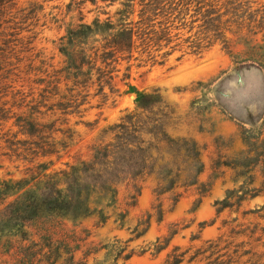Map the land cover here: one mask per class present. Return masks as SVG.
<instances>
[{
    "label": "rangeland",
    "instance_id": "rangeland-1",
    "mask_svg": "<svg viewBox=\"0 0 264 264\" xmlns=\"http://www.w3.org/2000/svg\"><path fill=\"white\" fill-rule=\"evenodd\" d=\"M184 1L188 2L187 10L170 22L172 41L159 50H151L156 62L137 51L129 60L118 59L113 64V88L104 85V96L96 93V83L68 91L71 82L54 81L55 70L64 65L59 42L70 25L92 24L95 18L105 21L107 17L116 22L115 11L123 7L122 0H12L0 4V107L8 110L10 116L0 124V185L4 180L28 177L26 167L38 161L51 160L53 164L47 170L50 172L89 158L91 146L110 139V127L135 109L138 94L154 88L159 89L173 111L164 119L168 133L191 137L202 146L205 167L201 180L210 173L211 157L216 151L214 137H232L233 145L225 149L230 153L240 146L241 127L261 129L264 133V48H250L264 44V28L254 27L255 34L246 31L247 24H255L264 15V0ZM198 6L224 13L221 21L234 13L238 15L244 25L242 30L237 34L225 30L232 53L222 47L220 39L212 40L199 53L195 51L197 43L207 44L201 16L195 14ZM131 18L137 19L136 13ZM229 26L235 29L234 24ZM100 37H90L87 46L99 47ZM92 38L98 40L92 42ZM165 51L168 53L163 56ZM251 54L260 56V64L240 62ZM124 73L129 74L128 78ZM58 100L82 103L77 108L68 107L66 112L47 110L43 105ZM17 116L39 123L53 122L56 131L50 140L56 142L58 152L37 157L31 163L12 154L5 140L13 138V134L14 139L37 140L18 132L19 127L14 125ZM261 180L257 173L256 184ZM240 183H234L229 173L218 178L199 205L195 204L198 195L194 187L184 192L174 206L170 194H164L163 219L158 222L153 216L148 230L127 242L128 249L134 251L127 263L163 264L173 247L179 246L180 251H186L179 264H264V192L242 201L240 206L217 212L215 201L224 199L226 190L237 188ZM153 185L152 178L145 179L137 205L129 209L122 226L116 214L127 209L124 185L119 187L116 205L107 209L110 217L104 225L96 227L97 218L90 215L80 227L88 228L96 241L112 242L117 238L125 242L133 236L131 230L140 216L152 210ZM66 223L70 225L69 221ZM172 229L176 233L167 246L155 251V245ZM210 242L217 244L215 249L209 248ZM193 254L196 255L190 259Z\"/></svg>",
    "mask_w": 264,
    "mask_h": 264
},
{
    "label": "trees",
    "instance_id": "trees-1",
    "mask_svg": "<svg viewBox=\"0 0 264 264\" xmlns=\"http://www.w3.org/2000/svg\"><path fill=\"white\" fill-rule=\"evenodd\" d=\"M10 1L0 0V4ZM187 3L184 0H122L123 7L115 11L118 15L116 22L107 17L105 21L95 18L92 24L82 22L68 26L59 42L64 65L55 70L54 81L71 82L68 91L96 83V93L104 96V85L113 88V64L118 59L129 60L137 51L156 62L151 50H159L172 41L170 22L187 10ZM202 7L198 6L195 14L201 16L203 40L207 39V44L197 43L195 51L199 53L212 40L220 39L222 47L232 53L225 30L237 34L244 27L243 22L235 13L221 21L224 13H217L213 7L202 10ZM134 13L137 19L131 18ZM232 24L235 29L229 26ZM254 27L259 30L264 28V15L255 24H247V33L255 34ZM96 34L101 36L102 44L99 47L93 44L87 46L88 39ZM96 40L92 38V42ZM250 48H264V44H254ZM167 53L165 51L163 56ZM260 60V56L251 54L240 62L260 64ZM128 76L124 73L125 78ZM72 102L75 103V100ZM81 103L58 100L43 105L47 106V110L66 112L68 107L74 105L77 108ZM34 111L38 109L34 108ZM8 113L0 107V124L10 118ZM172 113L170 104L158 88L140 92L135 109L127 111L110 127L113 132L110 139L91 146L89 158L50 172L47 170L53 164L51 160L38 161L26 167L28 177L2 181L1 264H118L120 260V264H128L127 260L134 251L128 249L127 242L142 236L153 216L158 222L163 219L164 194H170L169 199L174 206L184 192L194 187L198 195L195 204L199 205L203 197L211 192L214 182L228 173L234 183H241L237 188L227 189L224 199L215 201L217 212L225 207L240 206L242 201L264 192L263 130L241 127L238 132L240 146L230 153H226L225 149L233 145V138L214 137L216 151L211 157L210 173L206 180H201L205 167L201 158L202 146L191 137L168 133L164 119ZM14 125L19 127L18 132L37 137V140H19L14 139L16 136L13 134V138H7V147L16 157L31 163L37 157L58 152L56 142L50 140L52 132L56 131L53 122L39 123L17 116ZM257 173L262 176L259 184H256ZM149 177L154 180L152 210H146L140 216L131 230L133 236L128 240L123 243L117 238L112 242L96 241L88 228L80 227L90 215L96 216V227L104 225L110 217L107 209L116 205L119 187L124 185L127 189V209L116 214L122 226L129 209L137 205L142 184ZM175 233L176 229L170 230L155 245V251L165 248ZM216 246L214 242L209 243V248L215 249ZM179 249V246H174L163 264H179L186 254Z\"/></svg>",
    "mask_w": 264,
    "mask_h": 264
}]
</instances>
